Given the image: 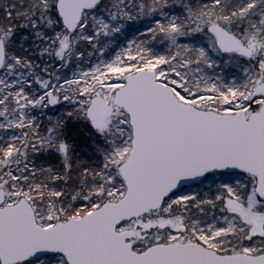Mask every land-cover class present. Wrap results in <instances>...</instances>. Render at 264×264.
<instances>
[{
    "label": "snow or ice",
    "instance_id": "1",
    "mask_svg": "<svg viewBox=\"0 0 264 264\" xmlns=\"http://www.w3.org/2000/svg\"><path fill=\"white\" fill-rule=\"evenodd\" d=\"M0 264H264V0H0Z\"/></svg>",
    "mask_w": 264,
    "mask_h": 264
}]
</instances>
